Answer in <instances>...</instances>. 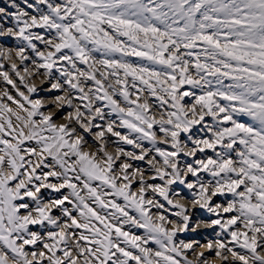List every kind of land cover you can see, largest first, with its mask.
<instances>
[{
    "label": "snow or ice",
    "instance_id": "obj_1",
    "mask_svg": "<svg viewBox=\"0 0 264 264\" xmlns=\"http://www.w3.org/2000/svg\"><path fill=\"white\" fill-rule=\"evenodd\" d=\"M3 4L0 264H264V0Z\"/></svg>",
    "mask_w": 264,
    "mask_h": 264
},
{
    "label": "rangeland",
    "instance_id": "obj_2",
    "mask_svg": "<svg viewBox=\"0 0 264 264\" xmlns=\"http://www.w3.org/2000/svg\"><path fill=\"white\" fill-rule=\"evenodd\" d=\"M18 2H19V0H18ZM0 6H4V4H3V0H0ZM39 82L37 81V84H38ZM0 87H2V85H0Z\"/></svg>",
    "mask_w": 264,
    "mask_h": 264
}]
</instances>
